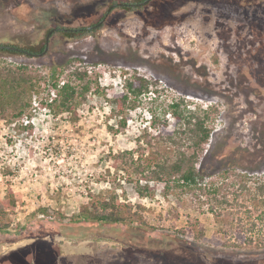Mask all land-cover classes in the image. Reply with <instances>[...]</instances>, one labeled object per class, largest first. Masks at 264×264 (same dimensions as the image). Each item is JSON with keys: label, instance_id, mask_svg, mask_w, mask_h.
<instances>
[{"label": "rangeland", "instance_id": "obj_1", "mask_svg": "<svg viewBox=\"0 0 264 264\" xmlns=\"http://www.w3.org/2000/svg\"><path fill=\"white\" fill-rule=\"evenodd\" d=\"M115 1L0 0V46L38 45L55 24L91 26ZM6 64L40 83L21 117H0V264H264V250L217 246L221 224L197 197L135 168L173 157L157 136L174 130L170 107L184 99L188 110L211 112L206 182L227 169L264 174V0L118 6L93 33H54L40 57L0 52ZM74 69L91 89L64 110L55 83L82 85ZM135 75L158 83L120 113L116 97ZM101 201L126 222H79Z\"/></svg>", "mask_w": 264, "mask_h": 264}, {"label": "trees", "instance_id": "obj_2", "mask_svg": "<svg viewBox=\"0 0 264 264\" xmlns=\"http://www.w3.org/2000/svg\"><path fill=\"white\" fill-rule=\"evenodd\" d=\"M143 1L145 0L128 2ZM142 8L129 7L127 9L136 11ZM59 26L55 24L53 28H59ZM81 28L83 27L67 28L70 31H60L59 33L77 39L97 30L86 31L81 30ZM9 47L0 48V52L35 57L33 54L45 51L47 47L46 37L38 45L13 46L16 49ZM73 63L74 60H71L66 65V70H71ZM55 74V72L52 73V78L55 77ZM71 75L75 81L82 85H74L70 82L60 86L55 83V87L58 89L56 102H59L60 107L64 110H73L91 89L90 83L87 81V72L74 69L71 71ZM39 83V79L30 74L27 67H14L10 64L1 66L0 117L9 120L21 117L36 101L35 92L38 91ZM157 83V81L140 75H135L126 81V92L116 97L119 112L123 113L125 109L135 108L141 98L150 93V87L157 85ZM184 103V99H181L170 107L175 120L174 130L159 133L157 136L159 143L162 142L172 148L173 157L171 159L165 158L152 167L139 164L135 167L136 172L140 173L145 181L165 182L170 189H178L192 194L198 198L200 205L208 206L209 212L221 224L219 234L223 233L225 236L224 239L223 237L219 238L216 242L217 246L238 250H264V174L256 175L227 169L221 175L223 181L219 183L206 182V175L202 166L209 153L206 146L212 137V131L208 126L211 112L188 110L184 107ZM157 123L158 120L156 119L154 126ZM199 164L200 166H198ZM150 189L149 186L139 187V190L143 192L150 191ZM14 205L13 200L5 203L7 208ZM93 209V211L88 209L82 211V218L79 222L91 223L93 226L126 222V219L117 210H114L116 208H112L110 202L93 203ZM205 237V233L201 229L199 240L204 241Z\"/></svg>", "mask_w": 264, "mask_h": 264}, {"label": "flooded vegetation", "instance_id": "obj_3", "mask_svg": "<svg viewBox=\"0 0 264 264\" xmlns=\"http://www.w3.org/2000/svg\"><path fill=\"white\" fill-rule=\"evenodd\" d=\"M146 1V0H145ZM145 1H143V2H138V3H130V2H128V1H119V2H117V3H112L111 5H110V7H109V9L107 10V12L105 13V14H103V15H101L100 16V18H99V20H98V22L97 23H94L93 25H91V26H88V27H83V28H81V30H86V31H93V30H95V29H98V28H100V27H103L105 24H106V22L108 21V19H109V17H110V15L112 14V12H113V10L116 8V7H118V6H120V7H122V8H124V9H127V8H129V7H131V8H135V7H137V8H140V7H144V6H146V5H148V4H150L153 0H150V2L149 3H147V4H145ZM141 3H144L143 5H139V4H141ZM121 4V5H120ZM123 4V5H122ZM113 5H117L115 8H113V9H111L110 10V8H112V6ZM132 5H135V6H132ZM101 23V24H100ZM100 24V25H99ZM54 29H57V31H54L52 34H51V36H53L54 35V33H59L60 31H65V30H62V29H66L67 31L66 32H68V31H70V29H67V28H64V27H55V28H53V29H51L50 31H52V30H54ZM75 30H77V29H75ZM50 31L47 33V36H48V34L50 33ZM47 36H46V40H47ZM51 36H50V39H51ZM50 44V43H49ZM47 45V44H46ZM13 49H16L15 47H12ZM42 53H37V54H33V56H35V57H40V56H38V55H41ZM32 55V54H31ZM45 55V54H44Z\"/></svg>", "mask_w": 264, "mask_h": 264}, {"label": "water", "instance_id": "obj_4", "mask_svg": "<svg viewBox=\"0 0 264 264\" xmlns=\"http://www.w3.org/2000/svg\"><path fill=\"white\" fill-rule=\"evenodd\" d=\"M150 2V0H146L145 1V4H147V3H149ZM144 3H141V4H139V5H143ZM121 5V4H120ZM123 5V4H122ZM117 5H113L112 6V8H110V10L111 9H113V8H115ZM132 6H135V5H132ZM101 24V23H100ZM99 24V25H100ZM62 30H65V31H67L66 29H62ZM54 31H57V29H54V30H52V31H50V33L48 34V36H47V40H46V44H47V47H46V49H45V51L41 54V55H38V56H42V55H44V54H46L47 52H48V50H49V43H50V36H51V34L54 32ZM6 46H0V48H5ZM9 48H11V49H13L12 47H9Z\"/></svg>", "mask_w": 264, "mask_h": 264}, {"label": "built area", "instance_id": "obj_5", "mask_svg": "<svg viewBox=\"0 0 264 264\" xmlns=\"http://www.w3.org/2000/svg\"><path fill=\"white\" fill-rule=\"evenodd\" d=\"M52 95H53V96H56L54 90H52ZM22 121H23V123L25 124V126L28 125L29 122H30V121L27 119V117L23 118Z\"/></svg>", "mask_w": 264, "mask_h": 264}]
</instances>
